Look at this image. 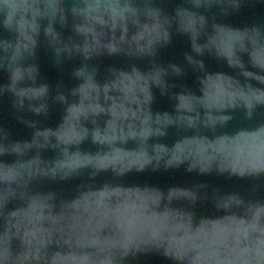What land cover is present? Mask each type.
<instances>
[{
    "label": "water",
    "instance_id": "obj_1",
    "mask_svg": "<svg viewBox=\"0 0 264 264\" xmlns=\"http://www.w3.org/2000/svg\"><path fill=\"white\" fill-rule=\"evenodd\" d=\"M0 264H264V0H0Z\"/></svg>",
    "mask_w": 264,
    "mask_h": 264
}]
</instances>
